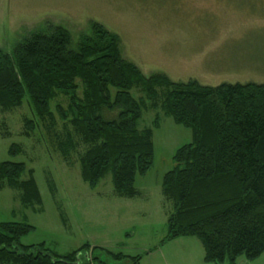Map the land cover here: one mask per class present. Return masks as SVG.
Here are the masks:
<instances>
[{
	"label": "trees",
	"instance_id": "obj_1",
	"mask_svg": "<svg viewBox=\"0 0 264 264\" xmlns=\"http://www.w3.org/2000/svg\"><path fill=\"white\" fill-rule=\"evenodd\" d=\"M119 42L93 21L76 43L61 26L47 23L31 31L11 52L0 49V109L17 108L27 99L38 118L53 121L50 103L65 95L67 106H56V113L89 146L80 158L81 180L94 189L109 174L114 194L133 198L135 178L152 166V135L158 128L157 118L151 128L138 129V122L145 101L156 108L159 95L164 115L191 131V142L174 152V167L161 179L162 195L172 208L162 243L195 237L205 263L258 257L264 252V84L205 86L174 82L161 73L146 77L121 56ZM134 88L144 98H134ZM105 110L118 113L107 119ZM8 152L16 154L17 147L11 145ZM25 172L30 176L21 180ZM4 187L18 190L23 206L41 204L23 162H0ZM32 229L27 223L0 222V264L100 262L96 256L88 259L91 250L131 264L140 258L91 249L87 243L63 255L43 243L25 246L21 239Z\"/></svg>",
	"mask_w": 264,
	"mask_h": 264
},
{
	"label": "rangeland",
	"instance_id": "obj_2",
	"mask_svg": "<svg viewBox=\"0 0 264 264\" xmlns=\"http://www.w3.org/2000/svg\"><path fill=\"white\" fill-rule=\"evenodd\" d=\"M91 21L118 36L121 56L146 77L161 73L174 82L193 78L208 86L264 84V0H0V49L11 52L28 33L47 23L66 29L76 43ZM222 37L224 46L211 52L203 66L184 71L171 65L175 71H169L161 64L166 49L186 55L203 48L214 51ZM243 39L247 44L242 48ZM235 57L245 65H235ZM76 83L80 96L82 88ZM132 95L144 98L138 88ZM67 99L60 94L50 103L53 121L38 118L27 99L17 108L0 109V162H23L41 197L40 205L23 206L18 190L0 189V222L27 223L33 229L21 243H43L59 255L87 243L91 249L140 256L136 264H212L203 261V247L195 237L162 243L172 208L162 195L161 179L174 167V152L191 142V131L164 115L159 95L156 108L145 101L138 129L151 128L158 120L152 166L135 178V197H119L109 174L94 189L81 180L80 158L89 146L56 113V106L66 108ZM117 113L102 112L107 119ZM11 145L17 147L14 155L8 152ZM27 176L25 172L21 180ZM88 253V259L100 260L91 264H131L130 259L112 260L104 252ZM234 263L264 264V252L254 259L240 255Z\"/></svg>",
	"mask_w": 264,
	"mask_h": 264
},
{
	"label": "crops",
	"instance_id": "obj_3",
	"mask_svg": "<svg viewBox=\"0 0 264 264\" xmlns=\"http://www.w3.org/2000/svg\"><path fill=\"white\" fill-rule=\"evenodd\" d=\"M235 38H237V37H235ZM225 39H226L225 37H222V39H220V41H215L217 45L219 42L220 43L223 42V43L220 47L215 46L214 51H211L210 48L208 50H204V48H203L202 50L198 49V50L192 51L190 54L186 55L185 52L180 53V54L175 53V52L169 53V51H168L169 49L168 50L166 49V50H164L163 54H160V55H162V57H161L162 63L161 64H163L165 67H167L169 69V71H175L174 68L171 69V67H170L171 65H175L176 67H180L184 71H186V69H188V68H197V67L203 66V62H204L203 60H207V59L211 58L210 57L211 52H215L217 50H220V48H222L224 46V40ZM243 42H245L247 44V41H245V39H243L241 42L242 48L245 47V45H243ZM250 46L253 49V44H251ZM243 52H244V50H243ZM235 59L239 63V64H235V65H240V64L245 65L242 60L240 61V58L235 57ZM251 66H253V63H251ZM211 71H212V69H211ZM207 72L210 74L209 70H207ZM189 80H194L197 82V80L193 79V78H190ZM200 85H202V84H200ZM205 86H208V85H205Z\"/></svg>",
	"mask_w": 264,
	"mask_h": 264
}]
</instances>
